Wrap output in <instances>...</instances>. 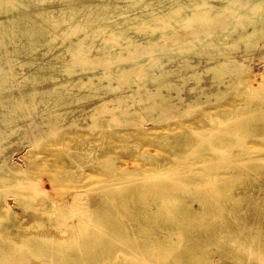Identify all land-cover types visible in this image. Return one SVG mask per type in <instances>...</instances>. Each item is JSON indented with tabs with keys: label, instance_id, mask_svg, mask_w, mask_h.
I'll return each instance as SVG.
<instances>
[{
	"label": "rangeland",
	"instance_id": "1",
	"mask_svg": "<svg viewBox=\"0 0 264 264\" xmlns=\"http://www.w3.org/2000/svg\"><path fill=\"white\" fill-rule=\"evenodd\" d=\"M96 1L78 3L73 21L52 28L37 39L8 31L7 15H0V21H4L2 28L8 32L0 43V67L11 73L0 89V164L3 165L0 217L9 219L0 221V233L7 232L15 238L25 232L18 228L17 213L26 215L27 222L42 220L44 227L36 228L37 231L60 235L76 233L75 228L79 227L77 235L93 232L92 243L91 239L86 240L88 234L80 235L75 245L78 251L90 248L77 257L81 264H264V60L260 59L264 53L263 40L251 52L245 51V45L241 44L242 48L230 55L239 60L246 58L248 65L242 75L244 79L241 78L236 88L230 89L222 99L212 95L208 104L196 106L184 116L175 117L176 111L170 112L171 116L166 115L170 119L159 115V110H143L145 120L138 122H109V114L94 121L92 106L99 99L74 101L87 90L72 86L80 78L86 81L93 70H78L72 76L65 72L71 60L70 48L83 36L67 32L100 1L112 7L114 13L109 17L114 24L102 36L86 38L89 55L97 57L103 38L115 35L117 46L123 47L119 57L125 58L119 62L118 56L105 57L95 72H107L113 86H121L120 93L129 96L130 109L141 111L140 97L145 99L157 88V82L147 80V75L158 74L161 66H153L162 63V68L178 71L170 79L183 85L184 99L175 103L184 111L186 104L199 95L198 89L190 90L196 85L188 77L193 68H181L186 60L202 72L201 85L207 92L224 90L225 84L212 83V73L204 72L218 59L204 52L192 53L189 47H185L186 57L172 58L174 51L179 44H191L198 49L202 47L200 38L218 37L238 18L241 2L228 3L230 6L222 11L219 8L228 0H212L210 9H201L190 24L174 27L173 32L147 46L142 33L133 30L120 33L126 26L122 15H145L153 9L162 14L171 0H144L143 4L148 6L142 5L134 11L125 9L132 0ZM180 1L174 8L181 7ZM45 3L44 7H53L55 16L69 15L73 10L66 0H45ZM21 8L29 13L34 11L31 6ZM35 19L39 21L40 17L33 15ZM242 30L238 25L237 31ZM237 35L233 32L227 41L232 42ZM59 81L66 86H57ZM103 84L107 85L108 80ZM163 93H168L166 88ZM176 93L172 91L173 96ZM65 99L73 102L66 105ZM202 100H206L205 95ZM237 106L241 110L234 115L219 111ZM57 117L61 128L47 134L52 130L49 123ZM189 119L193 122L179 125ZM194 127L212 131L192 134ZM201 143L207 147L200 149ZM243 146L247 148L248 160L261 161L257 171L262 178L255 179L251 177L254 172L245 170L241 162L247 156ZM237 161H240L238 165ZM135 172L139 176L133 174L128 181L129 173ZM116 173L119 176L125 173L122 182L112 181ZM149 176L155 178L149 181ZM109 192L129 196L124 207L121 199H116L113 216L116 224L112 230H107L101 221H107V212L101 204ZM156 192H161V196ZM76 195L73 213L67 211L66 217H61L52 210L54 203L64 206L72 203ZM141 226L146 228L140 231ZM116 228L125 234L115 235ZM111 240L114 242L110 244ZM15 252L10 264H17L21 256L31 257L35 264L41 262V258L27 249L24 253ZM99 255L105 260L100 261Z\"/></svg>",
	"mask_w": 264,
	"mask_h": 264
},
{
	"label": "bare ground",
	"instance_id": "2",
	"mask_svg": "<svg viewBox=\"0 0 264 264\" xmlns=\"http://www.w3.org/2000/svg\"><path fill=\"white\" fill-rule=\"evenodd\" d=\"M66 1H68L71 4L73 10H71L69 15L55 16L53 14L54 9L52 6L51 7L43 6V2L44 4H46L45 0H0V15L1 14L7 15V20L9 22L8 31L22 32L32 37V39H37L40 36L44 35L46 32H48L49 30H52V28L53 30H55L57 27L63 25L64 23L68 21L69 22L73 21L75 18V13H74L75 6L80 2H86V1L88 2L89 0H66ZM143 1L144 0H132L126 5L125 9L129 11H134L136 8L142 7V5L148 6V4H143ZM98 2H99L97 3L98 6H96L95 9H93L90 13L86 14L84 19L82 18L81 21H77V22L75 21L74 25H72V28L68 30L67 34L69 35L82 33L83 36L77 39V43H76L77 45L70 48L71 60L65 67V72L68 73L70 76L78 72V70L80 71L93 70L91 71L92 73L91 75L88 76L86 81L81 80L80 78V80L77 83H73L72 86H77L80 89L87 90V92L77 96L74 101L80 102L86 99H95V97L99 99L98 103L92 106V110L94 113L91 117L94 121L97 117L109 114L110 117L108 118L109 122L120 121L125 124H127L128 122H138L139 120H145V116L142 113L143 110H152V111L159 110L160 112L159 115L161 116L164 115L163 116L164 118L170 119L172 118L170 117L171 116L170 112L172 113L176 111L174 114H176L177 116L174 115L175 117L184 116L188 114L194 107L208 104L209 103L208 101L210 100L212 95L217 96V99H222L230 89L236 88L239 85L241 78L244 79L242 75L248 67V65L245 64L246 58H244L243 60H239L235 57L232 58L230 55L235 50L242 48L240 47L241 44L245 45V51L251 52L255 50L256 47L259 46L261 40L264 41V0H228L219 8L220 10L223 11L225 8H227V6H230L227 5L228 3L232 4L234 2H238V3L241 2V5L239 4L240 6H238L237 8L238 10H240V12L237 14L238 18L237 19L234 18L231 26L226 31L219 33L218 37L212 35L211 37H206L204 39L198 38L199 39L198 41L202 46L201 48L195 49L192 47L191 44L189 45L179 44V47H177V49L174 51L173 54L174 56L172 57V58L176 56L186 57L187 51L185 47L187 48L189 47V49H191V52L195 54H200L202 52L210 54L211 58L218 60L215 61L214 64L206 68L204 72L206 73L211 72L212 83H217V84L224 83L225 89L224 90L219 89L217 92H207L206 87L201 85L202 72L197 71L195 69V65L188 63V61L186 60L187 62L185 61V63L183 64V66H181V68L182 67H185L186 69L191 68L190 70H192L193 68V71H191L192 73L188 77L194 79L196 81V85L190 88V90L198 89L199 95L195 100L188 102L186 104L185 110L181 111L179 110L177 103H175V100L182 101L184 99L181 94L183 90V85H179L170 79V77L173 74H177L178 71L172 69L166 70L165 68H162L164 67L162 66V63H158L153 67L157 68L161 66L160 69L161 71L158 74L154 73L153 76L150 74L151 76L149 75L148 77L147 75V80L149 79V81L152 80V82H157L156 90L150 92L145 99L140 97L138 104L141 106L140 107L141 111L137 109H135V111H132L130 109L127 100L129 96L120 93L121 86H113L112 78L107 72H95V69H97V67L101 63L100 61L105 57L111 58L118 56L119 62L125 58L124 57L123 59L122 58L120 59L121 56L119 57V54L121 53L120 52L121 49L123 51V47L117 46L116 36L112 35L110 37L107 36L108 38L105 37L103 38L104 42L97 52L98 54L97 57L93 58L92 56L89 55V52L91 50L89 51L90 47L86 43V38L89 36L92 37L102 36V34L106 31V29L114 24V21L112 20L110 21L111 18L109 17L110 13L112 14L114 13V11H112L111 9L112 7L104 3L102 4L100 1ZM176 2H178V0H171L168 3L169 5L167 6V8H165L162 14L158 13L156 10L153 9L152 11L148 12L145 15L136 14L132 17L129 15H125L123 17L122 15L124 24H126V26L121 28L120 33H124L128 30H133L135 33L138 34L142 33L147 39V43H148L147 46H149L154 39L159 37L161 38L165 37L169 33L173 32V29H175L174 27H176L177 29L178 27L184 25L185 23L197 17L198 15L197 13L201 11V9L207 11V9H210L212 5L211 4L212 0H186V1L181 0L180 1L181 7L178 5L179 7L177 6L174 8ZM22 6L34 7L33 13H29L25 9L21 8ZM33 15L39 16L40 20L39 21H37L36 19L33 20ZM200 15L202 16V14ZM105 19H108L109 21V22L107 21L108 24L104 23ZM172 23H174L176 26ZM3 24L4 21H0V43L3 41V38L8 35V32L2 28L4 26ZM188 24H190V22ZM238 25H240L243 28L242 31L239 32L237 31ZM249 26H251L253 29L249 30L248 29ZM233 32H237L238 35L236 38L232 40V42H228L227 40L228 38L231 37V34ZM99 57L101 58L100 60ZM260 59L264 60V53L261 54ZM118 67L120 68V66ZM10 75H11L10 70L2 69V67H0V89L3 87L4 83L6 82V80ZM50 77L53 78L52 76ZM188 77L184 79L186 80L188 79ZM246 78L247 76L245 77V79ZM95 79H97L98 82H95ZM104 80H108L107 85L103 84ZM56 84L57 86H62V87L66 86V84L60 81L57 82ZM57 86L54 88H57ZM165 88L168 91L167 94L163 93V89ZM172 91H176L177 96H173ZM101 93H103L104 96H102ZM202 95L206 96V100H202ZM72 102L73 101L71 100L65 99L63 103L69 105ZM109 103H111L112 106H108ZM206 109H213V108L208 107ZM240 110L241 107L237 106L230 110L221 109L219 111L222 114L234 115L235 113H237V111ZM117 111H119L121 115L118 114ZM167 114L170 115L169 116L170 118L167 117L168 116ZM152 119H155V117L153 116ZM57 120L58 117L56 119L51 120L49 124L52 130L47 131L46 132L47 134H51V132H55L61 128V125L57 122ZM191 122H193V120L189 119V120H185L179 125L184 126ZM91 126L92 125H88V127ZM210 131L212 130L206 127H202V128L194 127L192 129V134H203L205 132H210ZM184 145L187 146V143H184ZM199 145H200L199 146L200 149L207 147V144L205 143H201ZM242 149L246 153L247 148L243 146ZM246 155L247 156H243V159L241 160L243 166L245 167V170L254 172V174L251 173V177L255 179L260 177L262 178V174L259 173L260 171H257L258 169L257 165H259L260 164L259 162L261 161L256 162L253 159H252L253 161L248 160V153H246ZM235 163L236 165H238L240 161H237ZM2 167L3 165L0 164V168ZM127 174L128 173H126V175ZM133 174L139 176L137 172L129 173V175L131 176H127L126 179L129 181V178L130 177L132 178ZM124 176L125 173H123V176H119L116 173L114 178L115 180L112 181H115V183L118 181V183H120L124 179ZM150 178L153 179L155 178V176L147 177L148 180ZM142 186L143 185L139 187L141 188ZM27 187L30 188L28 185ZM158 193L159 192H156L155 194ZM159 196H161V192L159 193ZM77 198H78L77 195L74 196L72 203L66 204L64 206H61L58 203H54L51 206V208H53L52 210H54L58 216L66 217L67 211L70 213L74 212L73 206H75L76 203L74 204V202L77 201ZM117 198L121 199L120 200L121 204L124 207L125 206L124 201H126V199L128 200L129 196L128 195L123 196L121 193H119L118 196H116L115 194L113 195V193L109 192L107 193V196L104 198L105 201H103V203L101 204L102 209L107 212V215L105 217L107 221L105 222L104 220L101 219L102 225L107 230L114 229L113 225L116 224L115 221L113 222V216L116 213L115 208H116ZM80 210L82 211L83 209L79 208V211ZM140 215L145 218L143 214L140 213ZM16 216L19 222L18 228L23 229L25 232L22 235H19L15 238L11 237L7 232L0 233V237H2L1 239L3 242V244H0V262H2V264L13 263L11 261L13 259L14 253H16L15 251H21L22 253H24L26 249L28 250V252L34 254L37 258H41L40 259L41 262L38 264H81V262L77 260V257H79L84 251L90 250L89 246H87L83 250H81L82 251L81 252L75 248L76 247L75 245L80 241L79 240L81 239L80 235H82L83 237L89 234L86 239L89 240L93 238L92 237L93 232H87V231H86L87 233L78 232L77 235V231H79L78 229L79 227L75 228L76 233L70 231L69 233L63 232L60 235L51 233V231L49 232L48 230L37 231L38 229L36 228L40 229L44 227V222L42 220L34 219L32 221L27 222L28 219L26 215H20L16 213ZM5 220H9V219L6 217H0V221H5ZM25 222H27L28 224H26ZM34 228L36 230H34ZM144 228H146V226H141L140 231H142ZM113 232L115 233V235L124 233L120 230V228H116V230ZM126 239H128V241L130 240L129 238ZM97 242H99L100 244L101 241H97ZM111 242L114 241L111 240L109 243L111 244ZM90 243H92V239ZM77 248L79 247L77 246ZM37 251H40V253H37ZM142 252L145 253V251ZM21 257L22 258H19L21 261L18 260L19 262L17 264H26V263L35 264L31 260V257L30 258H26L23 256ZM81 257L83 258V256ZM99 257L101 258L100 261L105 260L102 259L100 255ZM145 260H148L147 256H145Z\"/></svg>",
	"mask_w": 264,
	"mask_h": 264
}]
</instances>
